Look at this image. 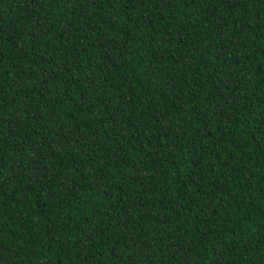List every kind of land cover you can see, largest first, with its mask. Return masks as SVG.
<instances>
[{
	"label": "trees",
	"instance_id": "obj_1",
	"mask_svg": "<svg viewBox=\"0 0 264 264\" xmlns=\"http://www.w3.org/2000/svg\"><path fill=\"white\" fill-rule=\"evenodd\" d=\"M0 264H264V0H0Z\"/></svg>",
	"mask_w": 264,
	"mask_h": 264
}]
</instances>
